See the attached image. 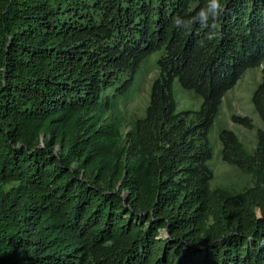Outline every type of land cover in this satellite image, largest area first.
<instances>
[{
  "label": "trees",
  "instance_id": "trees-1",
  "mask_svg": "<svg viewBox=\"0 0 264 264\" xmlns=\"http://www.w3.org/2000/svg\"><path fill=\"white\" fill-rule=\"evenodd\" d=\"M205 0H0V264H264V131L223 160V98L264 63V0H224L211 29L176 28ZM161 52L145 114L121 101ZM175 80L203 98L178 111ZM252 102L264 121V68ZM236 123L253 127L247 117Z\"/></svg>",
  "mask_w": 264,
  "mask_h": 264
},
{
  "label": "rangeland",
  "instance_id": "rangeland-1",
  "mask_svg": "<svg viewBox=\"0 0 264 264\" xmlns=\"http://www.w3.org/2000/svg\"><path fill=\"white\" fill-rule=\"evenodd\" d=\"M160 56L161 52L154 53L142 63L131 92L121 101V109L128 121L145 114L150 100L151 87L160 73L158 65ZM263 68L264 63L248 69L223 98L219 114L209 134L213 148V158L209 161V166L214 173L212 187L239 191L251 184L249 176L223 160L219 135L224 129L231 130L239 136L248 150L253 151L256 148L257 132L258 130L264 131V121L255 110L252 97L262 81ZM173 92L178 111L198 110L201 107L203 98L192 90L184 89L178 80L174 82ZM233 116L250 118L253 127L236 123Z\"/></svg>",
  "mask_w": 264,
  "mask_h": 264
},
{
  "label": "clouds",
  "instance_id": "clouds-1",
  "mask_svg": "<svg viewBox=\"0 0 264 264\" xmlns=\"http://www.w3.org/2000/svg\"><path fill=\"white\" fill-rule=\"evenodd\" d=\"M224 12V0H205L203 7L195 13L194 16L175 17L173 23L176 28L185 33H191L196 25L203 29H211L208 39L215 38L217 28L216 21Z\"/></svg>",
  "mask_w": 264,
  "mask_h": 264
}]
</instances>
